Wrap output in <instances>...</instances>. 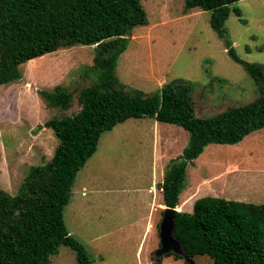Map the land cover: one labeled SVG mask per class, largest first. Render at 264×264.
I'll list each match as a JSON object with an SVG mask.
<instances>
[{
	"label": "rangeland",
	"instance_id": "rangeland-1",
	"mask_svg": "<svg viewBox=\"0 0 264 264\" xmlns=\"http://www.w3.org/2000/svg\"><path fill=\"white\" fill-rule=\"evenodd\" d=\"M141 5L148 22L132 30L116 63L125 87L152 94L168 81L187 82L195 117L215 116L258 96L252 78L211 27L210 12L186 10L184 0ZM235 6L241 15L231 11L225 21L235 52L264 64V0ZM93 54L94 45L59 48L21 64L19 78L0 85V188L16 194L30 167L51 158L58 139L45 122L79 110V89L96 79L85 76ZM56 84L72 92L67 109L47 106L40 94ZM188 142L183 127L149 117H130L101 134L64 210L67 230L85 246L91 264H153L160 258L158 264H184L171 255L157 259L155 251L164 209L159 184ZM185 177L177 211L192 212L204 197L264 204V127L235 143L205 145ZM191 258L193 264H210L206 256ZM75 262V251L61 245L48 264Z\"/></svg>",
	"mask_w": 264,
	"mask_h": 264
},
{
	"label": "trees",
	"instance_id": "trees-1",
	"mask_svg": "<svg viewBox=\"0 0 264 264\" xmlns=\"http://www.w3.org/2000/svg\"><path fill=\"white\" fill-rule=\"evenodd\" d=\"M237 1L184 4L186 10L210 12L211 27L252 78L258 96L215 116L195 117L187 82L174 79L147 94L125 87L116 75L128 36L148 22L141 0H0V85L18 79L19 66L28 60L76 44L94 45L85 76L96 77L79 89L78 111L45 122L58 139L51 158L30 167L16 194L0 188V264H48L61 245L75 251V264H91L85 246L67 230L64 210L77 172L96 150L101 134L117 123L149 117L189 132L188 144L159 184L162 203L169 207L178 205L187 166L205 145L235 143L264 127V64L240 58L225 27L231 11L241 15L232 7ZM40 94L47 106L67 109L72 102V92L62 84ZM261 222L264 204L204 197L194 202L192 212L176 211L175 234L188 256H206L210 264H264ZM164 255L183 258L172 251Z\"/></svg>",
	"mask_w": 264,
	"mask_h": 264
},
{
	"label": "water",
	"instance_id": "water-1",
	"mask_svg": "<svg viewBox=\"0 0 264 264\" xmlns=\"http://www.w3.org/2000/svg\"><path fill=\"white\" fill-rule=\"evenodd\" d=\"M176 207H164L162 218L159 223L160 246L155 251V257L158 259L165 253L172 251L181 254L183 258L193 264L191 257L187 255L180 239L175 234V213Z\"/></svg>",
	"mask_w": 264,
	"mask_h": 264
},
{
	"label": "crops",
	"instance_id": "crops-1",
	"mask_svg": "<svg viewBox=\"0 0 264 264\" xmlns=\"http://www.w3.org/2000/svg\"><path fill=\"white\" fill-rule=\"evenodd\" d=\"M83 191H85V189L83 188ZM84 193V192H83ZM164 207H165V205H164Z\"/></svg>",
	"mask_w": 264,
	"mask_h": 264
},
{
	"label": "bare ground",
	"instance_id": "bare-ground-1",
	"mask_svg": "<svg viewBox=\"0 0 264 264\" xmlns=\"http://www.w3.org/2000/svg\"><path fill=\"white\" fill-rule=\"evenodd\" d=\"M178 208V207H177Z\"/></svg>",
	"mask_w": 264,
	"mask_h": 264
}]
</instances>
